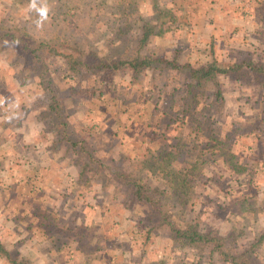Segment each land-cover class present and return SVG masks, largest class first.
<instances>
[{
	"label": "rangeland",
	"instance_id": "rangeland-1",
	"mask_svg": "<svg viewBox=\"0 0 264 264\" xmlns=\"http://www.w3.org/2000/svg\"><path fill=\"white\" fill-rule=\"evenodd\" d=\"M251 7L233 8L217 0H0V32L14 28L89 63L93 58L92 63L96 58L111 63L137 54L138 39L148 25L152 35L139 54L174 59L181 71L155 68L135 78L127 69L72 74L61 59L45 57L70 131L87 141L106 166L140 181L179 221L225 238V248L243 253L251 264H264V89L256 80L262 76L245 71L241 80L219 75L216 82H197L188 72L213 61L220 66L246 59L264 63V5ZM1 42L0 60L12 64L17 90L32 93L40 116L47 98L38 78L33 71L24 72L16 51ZM41 124L54 140L50 123ZM57 148L64 171V178L55 181L58 198L54 202L49 190L45 197H33L29 223L45 232L46 223H57L68 239L78 232L68 223H118L113 229L117 237L133 238L131 246L126 242L129 250L139 252L142 246L146 253L160 252L157 261L162 264H228L208 248L166 245L155 237L151 249L144 245L139 239H144L146 226L157 221L132 200L130 190L120 185L102 189L88 172L79 181L74 154L65 142ZM156 153L169 161L167 169L175 175L171 180L188 188L177 199L169 198L173 182L165 172L143 166ZM193 164L196 168L187 173ZM22 232L20 226L15 233ZM157 232L169 235L166 229ZM79 236L86 246L84 234ZM54 239L55 247L68 240ZM7 242L6 248L18 246L12 253L24 264H40L41 244L26 255L20 240ZM2 260L0 264H8ZM60 260L70 262L67 255Z\"/></svg>",
	"mask_w": 264,
	"mask_h": 264
},
{
	"label": "crops",
	"instance_id": "crops-1",
	"mask_svg": "<svg viewBox=\"0 0 264 264\" xmlns=\"http://www.w3.org/2000/svg\"><path fill=\"white\" fill-rule=\"evenodd\" d=\"M217 3H228L233 8L242 4L253 10L251 6L260 8L264 0H217ZM11 67L9 61L0 60V244L9 245L7 239L12 242L18 239L24 245L26 255L36 252L34 244H41L40 264H65L60 260V256L65 255L70 258L68 264H162L157 261L160 252L146 253L142 246L139 252L129 250L126 242L130 245L133 238L119 239L113 230L119 227L118 223H68L67 226L78 228L77 234L71 233L69 239L60 233L62 226L59 225L60 229L57 223H46V232L38 229L37 223H29L33 197H45L49 190L54 202L58 198L55 181L64 178L63 155L61 152L58 155L53 138L43 130L39 117L41 110L33 107L32 93L17 90L15 78L10 76ZM20 226H23V232L18 236L15 232ZM146 227L144 239L139 240L150 249L153 237L161 238L166 245L175 243L168 235H160L159 227L154 223ZM79 232L86 237V246ZM56 237L68 240L64 246L55 247ZM13 245L4 247L12 252L15 246L18 247Z\"/></svg>",
	"mask_w": 264,
	"mask_h": 264
},
{
	"label": "trees",
	"instance_id": "trees-1",
	"mask_svg": "<svg viewBox=\"0 0 264 264\" xmlns=\"http://www.w3.org/2000/svg\"><path fill=\"white\" fill-rule=\"evenodd\" d=\"M1 32L0 42L1 40L3 41L1 42L2 47H8L16 51L17 57L21 60L23 65L22 70L24 72L33 71L38 78L39 85L47 98V109L43 111L39 117L42 121L47 120L50 123L48 131H52L55 134V145L65 142L70 152L74 154L73 167L80 171L79 181L80 178L82 179L84 174L88 172L94 180H97V182L102 185V189H107L112 185H120L127 188L132 194V200L146 209L148 218H154L157 221L156 227L168 230V236L173 242H179L182 246H191L196 249L208 248L211 256L217 254L221 260L228 264H251L243 253H231L227 250L224 246L225 238L212 233L202 232L195 223L179 221L175 216L171 215L168 209H165L164 201L160 198L152 197L140 181L136 180L130 174L124 173L122 170H112L109 166H106L102 160L94 155L87 141L74 136L70 131L69 121L59 105L57 92L52 84L48 69L43 64L45 57L53 55L61 59L64 65H67L68 72L72 74H79L83 69L88 73L91 72V70L106 71L109 73L127 69L132 72V77L135 78L139 72L153 70L155 68H169L181 71L183 67L178 65L174 59L169 60L163 57L151 58L139 54L152 35V29L148 25L143 27L141 37L138 39L137 54L132 57L115 60L111 63L99 58L95 59V63H92L94 58L90 60L89 63L87 61L88 58L80 54L62 51L59 49L58 44L55 45L35 39L31 35L24 34L14 28L6 30L4 33ZM245 71L252 72L254 78L262 76L258 77L256 80H259L258 84L260 88L264 89V63L255 62L252 59H246L242 62L229 64L227 66H220L213 61L197 69H190L188 72L190 77L198 82L199 80L215 81L219 75L225 77L232 76L234 79L241 80L247 76L243 73ZM215 97L217 99L221 97L219 91H216ZM153 162H156V164ZM168 164L169 161L165 160L159 153H156L153 156V161H146L143 166H147L151 171L158 170L161 173L163 172V174L166 173V177L171 180L172 177L169 176L175 175L168 171ZM191 168H196V164L190 165V169L187 173L192 171ZM108 173L110 175H108ZM89 182L90 179L86 180L85 184ZM170 182H173V185L169 186L172 188V193L169 198L172 197L177 199L181 196L182 192L188 189L182 182H179V184H175L173 180ZM0 257L5 259L8 264H24L2 244H0Z\"/></svg>",
	"mask_w": 264,
	"mask_h": 264
}]
</instances>
